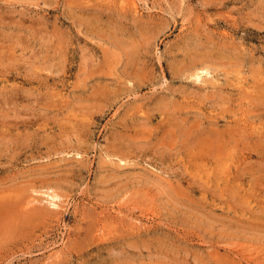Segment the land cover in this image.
Here are the masks:
<instances>
[{
  "label": "rangeland",
  "instance_id": "obj_1",
  "mask_svg": "<svg viewBox=\"0 0 264 264\" xmlns=\"http://www.w3.org/2000/svg\"><path fill=\"white\" fill-rule=\"evenodd\" d=\"M107 3L0 0V264H264V0Z\"/></svg>",
  "mask_w": 264,
  "mask_h": 264
},
{
  "label": "bare ground",
  "instance_id": "obj_2",
  "mask_svg": "<svg viewBox=\"0 0 264 264\" xmlns=\"http://www.w3.org/2000/svg\"><path fill=\"white\" fill-rule=\"evenodd\" d=\"M88 2H89V1H88ZM118 3H120V2H118ZM121 3H122V2H121ZM133 3H135V2H133ZM107 4H109V0H108V3H107ZM97 5H98V4H97ZM99 5H100V4H99ZM98 8H99V7H98ZM86 10H87V9H86ZM107 10H108V9H107ZM94 11H95V10H94ZM94 11H93V12H94ZM83 13H84V9H83ZM91 13H92V12H91ZM103 14H105V12H104ZM80 15H81V14H80ZM99 15H100V14H99ZM107 16H108V15H107ZM95 18H96V17H95ZM97 18H98V17H97ZM93 19H94V18H93ZM98 19H99V18H98ZM98 19H97V20H98ZM84 20H86V19H84ZM94 20H95V19H94ZM94 20L91 19V22L94 21ZM88 21H89V19H88ZM87 24H89V23H87ZM68 25H69V24H68ZM93 26H94V25H93ZM70 27H71V26H70ZM220 56H221V55H220ZM183 61H184V60H183ZM187 65H188V64H187ZM186 68H187V67H186ZM204 68H205V67H204ZM176 70H177V69H176ZM195 70H196V69H195ZM208 71H209V70H208ZM201 72H202V71H201ZM209 72H210V71H209ZM209 72H207V73H209ZM199 77H200V76H199ZM199 77H198V78H199ZM195 78H196V77H195ZM206 80H208V79H206ZM236 80H237V79H236ZM237 81H238V80H237ZM5 82H6V81H5ZM198 82H199V80H198ZM207 82H208V81H207ZM239 82H240V81H239ZM239 82H238V83H239ZM228 83H229V82H228ZM236 83H237V82H236ZM242 84H243V83H242ZM249 85H250V84H249ZM245 86H246V85H244V87H245ZM247 87H248V86H247ZM250 87H251V86H250ZM248 88H249V87H248ZM247 91H248V90H247ZM248 92H249V91H248ZM230 93H231V92H230ZM234 93H235V92H234ZM230 95H231V94H230ZM241 95H242V94H241ZM244 95H245V94H244ZM232 97H233V96H232ZM238 97H239V96H238ZM252 97H253V96H252ZM252 97H251V98H252ZM230 98H231V97H230ZM256 102H257V100H256ZM257 104H258V102H257ZM263 104H264V102H263ZM176 105H177V104H176ZM259 106H260V105H259ZM260 115H261V114H260ZM219 121H220V120H219ZM160 122H161V121H160ZM245 123H246V122H245ZM254 125H255V124H254ZM72 127H73V126H72ZM260 127H261V126H260ZM73 128H74V127H73ZM251 128H252V127H251ZM257 128H258V127H257ZM254 129H255V128H254ZM78 130H79V129H78ZM172 130H173V129H172ZM257 130H258V129H257ZM261 130H262V129H261ZM261 130H260V131H261ZM181 132H182V131H181ZM172 133H173V132H172ZM261 133H262V132H261ZM79 140H80V139H79ZM138 146H139V145H138ZM177 151H178V150H177ZM229 151H230V150H229ZM180 152H181V151H180ZM233 155H234V154H233ZM177 156H178V155H177ZM181 156H182V154H181ZM215 156H216V155H215ZM223 164H224V163H223ZM223 164H222V165H223ZM229 168H230V167H229ZM226 169L228 170V167H227ZM226 169H225V170H226ZM235 173H236V172H235ZM254 174H256V173H254ZM218 177H219V176H218ZM221 177H222V176H221ZM226 179H228V178H226ZM221 180H222V178H221ZM206 181H207V180H206ZM206 181H205V182H206ZM210 182H211V181H210ZM225 182H227V181L225 180ZM206 184H207V182H206ZM204 193H206V192H204ZM201 194H203V193L201 192ZM203 195H204V194H203ZM50 196H52V197L54 198L56 195H53V194H52V195H50ZM205 196H206V194H205ZM207 197H208V196H207ZM203 198H204V196H203ZM212 198H213V197H212ZM222 198H223V197H222ZM207 199H208V198H207ZM216 199H217V198H216ZM53 200H55V199H53ZM208 200H209V199H208ZM212 200H213V199H212ZM212 200H211V202H212ZM214 201H216V200H214ZM214 201H213V202H214ZM218 202H219V201H218ZM50 203H51V202H50ZM54 203H55V202H54ZM216 204H217V203H216ZM218 204H220V203H218ZM204 206H205V205H204ZM227 207H228V206H227ZM253 208H254V207H253ZM260 208H261V205H260L259 209H260ZM223 209H224V208H223ZM227 209H228V208H227ZM229 209H230V208H229ZM249 209H251V208H249ZM262 209H263V208H262ZM237 210L239 211V209H237ZM240 210H241V209H240ZM251 210L253 211V209H251ZM231 211H232V210H231ZM233 211H234V210H233ZM233 211H232V212H233ZM241 211H242V210H241ZM241 211H240V212H241ZM232 212H231V213H232ZM234 212H235V211H234ZM253 212H254V211H253ZM253 212H252V213H253ZM257 212H258V211H257ZM246 213H247V212H246ZM259 213H260V211H259ZM226 214H227V213H226ZM249 214H250V213H249ZM234 216H235V215H234ZM260 216H261V215H260ZM236 217H237V216H235V218H236ZM243 217H244V216H243ZM239 218H241V217H239ZM254 218H255V217H254ZM242 219H243V218H242ZM242 219H241V220H242ZM249 219H250V218H249ZM103 225H104V223H103ZM107 225H109V224H107ZM100 226H101V225H100ZM102 228H103V227H102ZM262 228H263V227H262ZM102 233H103V232H102ZM104 233H105V232H104ZM96 235H97V234H96ZM106 235H107V234H106ZM106 235H105V236H106ZM105 236H104V237H105ZM96 237H97V236H96ZM102 237H103V236H102ZM233 251H234V250H233Z\"/></svg>",
  "mask_w": 264,
  "mask_h": 264
}]
</instances>
